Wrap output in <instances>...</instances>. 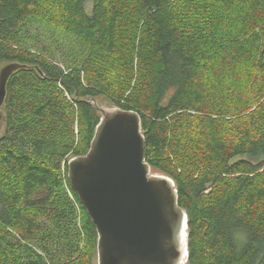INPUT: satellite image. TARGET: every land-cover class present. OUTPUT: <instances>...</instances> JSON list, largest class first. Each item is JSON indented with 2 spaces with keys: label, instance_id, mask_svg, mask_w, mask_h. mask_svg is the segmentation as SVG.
<instances>
[{
  "label": "trees",
  "instance_id": "16d2710c",
  "mask_svg": "<svg viewBox=\"0 0 264 264\" xmlns=\"http://www.w3.org/2000/svg\"><path fill=\"white\" fill-rule=\"evenodd\" d=\"M89 1L0 0V62L27 65L1 105L0 264H96L66 175L99 120L89 96L139 113L187 215L186 264H264V0ZM32 15L75 39L65 66L8 44Z\"/></svg>",
  "mask_w": 264,
  "mask_h": 264
},
{
  "label": "water",
  "instance_id": "95a60500",
  "mask_svg": "<svg viewBox=\"0 0 264 264\" xmlns=\"http://www.w3.org/2000/svg\"><path fill=\"white\" fill-rule=\"evenodd\" d=\"M26 66L0 68V108L8 78ZM85 100L99 120L86 153L67 158L66 175L95 227L96 264H184L187 215L174 180L145 160L139 113Z\"/></svg>",
  "mask_w": 264,
  "mask_h": 264
},
{
  "label": "rangeland",
  "instance_id": "374dc122",
  "mask_svg": "<svg viewBox=\"0 0 264 264\" xmlns=\"http://www.w3.org/2000/svg\"><path fill=\"white\" fill-rule=\"evenodd\" d=\"M86 7L89 12V0ZM19 36V40H16L15 42L11 41L10 43L8 42V44L12 46L14 51L22 48L28 49L32 53L38 52L43 55L46 54L47 56H52L53 60L61 66H65V64L67 63V55L69 58L73 54L77 55V52H79L77 43L72 36L67 35L62 29L53 26L50 22L42 20L39 15H32L20 25ZM6 63L8 62L1 61L0 68ZM172 92L173 88L169 87L165 93L163 102L172 94ZM66 97L69 99V96L67 94ZM99 104L108 106L109 102L104 97H102L99 99ZM0 109L2 112L3 107ZM3 131L4 122L0 124V135L3 133ZM241 158L255 160V158H250L247 155H243L241 156ZM59 165V170L63 172L64 161L61 160ZM60 192L72 199L71 193L64 182L60 187ZM42 222L46 224L47 229L51 234L52 232H56V228L54 227V225L50 224L48 220L43 219ZM59 243L60 241L57 239L53 244L51 242H48V245L50 246L48 247L49 254H57L59 256V253L64 250V248L61 246V243ZM94 258V261L96 263V255L94 256ZM184 264H186V262Z\"/></svg>",
  "mask_w": 264,
  "mask_h": 264
}]
</instances>
